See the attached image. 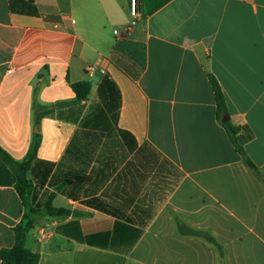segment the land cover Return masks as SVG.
I'll return each mask as SVG.
<instances>
[{
  "label": "crops",
  "instance_id": "1",
  "mask_svg": "<svg viewBox=\"0 0 264 264\" xmlns=\"http://www.w3.org/2000/svg\"><path fill=\"white\" fill-rule=\"evenodd\" d=\"M130 1L0 0V146L21 161L39 133L35 203L70 212L25 246L39 264H264V0H138L134 26ZM15 183L0 158V250Z\"/></svg>",
  "mask_w": 264,
  "mask_h": 264
},
{
  "label": "trees",
  "instance_id": "2",
  "mask_svg": "<svg viewBox=\"0 0 264 264\" xmlns=\"http://www.w3.org/2000/svg\"><path fill=\"white\" fill-rule=\"evenodd\" d=\"M210 81L215 94V101L217 105V115L221 120L227 114V106L223 91L217 80L211 75ZM73 91L76 94V101L85 100L90 92V85L87 82H77L72 84ZM50 113V110L37 113V123L39 120ZM223 126L227 129L229 137L236 146L238 152L243 155L247 164L254 168L253 163L248 157L239 142L238 132L230 121L223 122ZM41 144V135L36 133L28 154L26 157L17 161L0 146V158L11 167L16 175L15 188L20 196L25 207L22 221L14 228L15 243L11 248H3L0 250L1 264H39L40 254L33 252L25 246L27 234L32 230L38 220L44 216L59 217L69 215V211L64 208H57L53 206L52 200L54 193L49 194L47 199L41 203H35L36 195L32 181L28 177V171L32 164L38 159L37 154Z\"/></svg>",
  "mask_w": 264,
  "mask_h": 264
},
{
  "label": "built area",
  "instance_id": "3",
  "mask_svg": "<svg viewBox=\"0 0 264 264\" xmlns=\"http://www.w3.org/2000/svg\"><path fill=\"white\" fill-rule=\"evenodd\" d=\"M130 15H131V25L134 26L138 23L140 13L138 9V0L130 1Z\"/></svg>",
  "mask_w": 264,
  "mask_h": 264
},
{
  "label": "rangeland",
  "instance_id": "4",
  "mask_svg": "<svg viewBox=\"0 0 264 264\" xmlns=\"http://www.w3.org/2000/svg\"><path fill=\"white\" fill-rule=\"evenodd\" d=\"M36 191L38 192V190H36V188H35V189H34L35 194H36ZM43 196H44V198H43ZM47 197H48V194H47V196H45V195L43 194V195H41L40 199H41V200H42V199L46 200ZM40 202H41V201H40ZM37 204H38V203H37Z\"/></svg>",
  "mask_w": 264,
  "mask_h": 264
},
{
  "label": "water",
  "instance_id": "5",
  "mask_svg": "<svg viewBox=\"0 0 264 264\" xmlns=\"http://www.w3.org/2000/svg\"><path fill=\"white\" fill-rule=\"evenodd\" d=\"M229 116H226L225 118H223V120H222V122H227V121H229Z\"/></svg>",
  "mask_w": 264,
  "mask_h": 264
}]
</instances>
